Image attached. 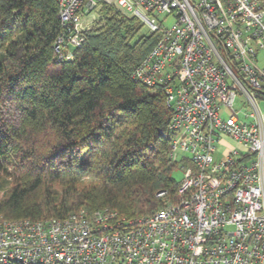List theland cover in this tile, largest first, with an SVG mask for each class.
<instances>
[{"label": "built area", "instance_id": "built-area-1", "mask_svg": "<svg viewBox=\"0 0 264 264\" xmlns=\"http://www.w3.org/2000/svg\"><path fill=\"white\" fill-rule=\"evenodd\" d=\"M55 1L58 59L73 58L101 5L155 36L133 76L164 89L184 176L173 201L139 219L0 215V264H264V0Z\"/></svg>", "mask_w": 264, "mask_h": 264}, {"label": "trees", "instance_id": "trees-1", "mask_svg": "<svg viewBox=\"0 0 264 264\" xmlns=\"http://www.w3.org/2000/svg\"><path fill=\"white\" fill-rule=\"evenodd\" d=\"M142 28L103 5L73 58L58 59L57 2L0 0L3 218L86 209L139 219L177 197L164 89L133 76L156 41Z\"/></svg>", "mask_w": 264, "mask_h": 264}, {"label": "rangeland", "instance_id": "rangeland-1", "mask_svg": "<svg viewBox=\"0 0 264 264\" xmlns=\"http://www.w3.org/2000/svg\"><path fill=\"white\" fill-rule=\"evenodd\" d=\"M103 7V5H101L99 8L96 9V11L90 16V17H87L85 18V25L86 26H89V28L92 26V24L95 22V20L99 17V12H100V9ZM120 9V8H118ZM122 10V9H120ZM124 12V10H122ZM125 13V12H124ZM127 14L128 16H131L130 14L128 13H125ZM133 17V16H131ZM172 23V20H169V24ZM148 32V28L143 25V28L141 30V33H147ZM71 50H73V48L70 47ZM261 62H264V55L261 56ZM180 159V158H179ZM173 176L175 177V179L180 182L184 176V170L183 168L181 167V165L174 170L173 172Z\"/></svg>", "mask_w": 264, "mask_h": 264}]
</instances>
